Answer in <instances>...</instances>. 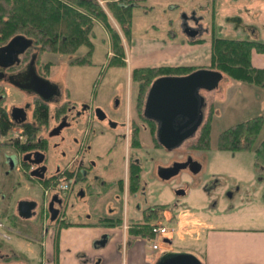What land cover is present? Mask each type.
Instances as JSON below:
<instances>
[{
	"label": "rangeland",
	"instance_id": "1",
	"mask_svg": "<svg viewBox=\"0 0 264 264\" xmlns=\"http://www.w3.org/2000/svg\"><path fill=\"white\" fill-rule=\"evenodd\" d=\"M98 1L110 14L113 26L122 34L118 23L108 11L105 0ZM202 1L195 0L194 6L199 7ZM257 2L260 1H256L253 7H248L249 2L247 0H217V32L219 36L223 38H246L264 43V5L261 7ZM142 3L144 1L140 2L139 5L141 6ZM145 10L148 13L152 12L150 8H145ZM141 11L142 8L135 11L137 35L143 34L149 26L153 30V25H158L156 13H150L147 16L143 15ZM179 11L180 6L177 9L167 8L170 18L177 19L172 31L167 29L170 34L177 35L181 32L177 18ZM179 18L181 19V14ZM179 36H181L180 33ZM92 40L94 66L64 68L75 55L49 53L43 58L45 61L48 60L58 65L53 68V74L58 73L60 75L58 80L70 89L78 101L91 95L93 82L100 75L103 67L107 66L109 56L112 55L109 33L101 24L94 27ZM123 41L127 54L130 44L127 46L124 36ZM87 50L83 47L77 51V54H84ZM254 63L257 67L264 68V53L254 51ZM117 75L130 81L131 73L128 68L110 69L106 81L111 79L109 77ZM224 76L225 79L220 83L219 89L204 93L209 102L205 123L209 118L213 120L210 149L202 150L196 146L200 136V132H198L196 137L185 142L179 150L172 154L174 159L180 160L187 155L192 156L195 161L202 165V171L199 174H193L186 170L169 182H165L159 178L157 170L159 165L171 160V154L160 148H148L149 155L144 158L143 182L147 187L148 195V205L145 208L151 207L166 211V217L162 218L159 224L168 229L167 235L160 236L158 239L149 236L142 238L149 249H153V245L157 243L159 250L156 252L192 253L189 251L193 250L189 249H197L199 244H202L201 241L211 226L223 227V229L251 227L264 231V171H260L256 165L255 151L221 150L218 146V138L227 128L243 121L264 116V89L243 83L226 74ZM3 86L5 87V94H7L5 104L9 109L25 103L26 97L23 93L5 82ZM126 88L127 92H138V88L131 83H128ZM13 137V134L3 136L0 132V143L5 144ZM263 139L264 126L259 140ZM102 140L103 138L100 137L96 141V147L100 151L105 149L109 143L108 141L103 143ZM1 162V165H4L1 172L4 174L7 163L4 159ZM3 174H0V242L9 244V247H12L16 254L18 253L21 260L30 264H40L41 251L34 239L37 238L38 241L42 239L40 234L42 229L35 228L29 222H24L25 227L22 225L16 227L13 222H9V224L1 217L9 209L6 204L10 192V186L6 181H3ZM120 178H125V175ZM25 188L23 187L24 190ZM182 189L186 191L185 195L178 194V191ZM18 190L13 197V205L22 196L21 190L19 192ZM41 192L39 194L43 196L44 191ZM26 193H30L29 187H27ZM117 197L114 198L111 193H105L98 197L93 193L83 202V206L78 203L76 210H73L71 205L76 203L73 194L68 203L69 209L66 220L71 223L86 220L96 221L100 218L109 217L123 220L125 215L130 221L140 218L143 213L136 209V200L132 196L126 197L125 192L122 196L118 195ZM119 198L120 203L118 202ZM185 228L188 229L184 230Z\"/></svg>",
	"mask_w": 264,
	"mask_h": 264
},
{
	"label": "flooded vegetation",
	"instance_id": "2",
	"mask_svg": "<svg viewBox=\"0 0 264 264\" xmlns=\"http://www.w3.org/2000/svg\"><path fill=\"white\" fill-rule=\"evenodd\" d=\"M188 21L198 33L203 29L197 14L191 16ZM33 59L35 61L32 65ZM57 66L53 62L49 64V61H40L38 51L33 46L21 56L20 64L7 69L0 68V87H4L5 82L26 97L22 105H15L11 109L6 106L7 119L11 125L8 135L13 134L14 137L5 144L0 143V159L7 163L3 174L1 168L4 165H1L0 160V174L4 175L3 181L8 183L11 192L6 204L10 210L1 217L8 223L13 222L16 227H25L24 222H29L35 228L42 229V239H34L41 251L40 264H44L46 238L51 235L56 237L63 222L71 223L66 217L68 203L73 194L76 203L71 207L76 210V205H82L93 193L98 197L111 193L116 198L126 192V195L136 200V209L143 213L139 219H133L132 222L137 223L144 221L149 213L158 210L145 208L148 205V195L143 182L144 158L149 155L148 148L166 150L158 141V123L148 118L145 112L154 81L141 95L139 91L144 81H137L132 77L128 81L117 75L109 77L111 79L107 82L110 69H124L107 64L93 82L91 95L78 101L70 89L58 80L60 75L53 74V68ZM77 66L79 65L68 63L64 68ZM32 67L39 77L56 85L57 93H48L45 99L34 92L22 91L14 85V82L29 78ZM128 83L138 88V92H127ZM6 95L1 99L6 101ZM208 107L207 101L206 109ZM15 108H22L24 111H13ZM100 137L103 138V143L109 142L101 151L96 147V141ZM177 150H166L172 158L158 166V176L162 181L169 182L176 176L164 180L159 175L161 167L169 168L176 163H186L192 157L187 155L182 160L174 159L172 154ZM136 168L139 169L140 185L134 191L132 176ZM186 170L190 171L184 169L179 174ZM122 175H125V178H120ZM23 187H26L25 190ZM27 187L30 188L31 194L26 193ZM17 190H21L22 196L13 205ZM42 190L43 196L39 194ZM23 202L29 204H22L20 207ZM27 214H31L30 218H25ZM96 221L112 227H120L124 223V219L116 217L100 218ZM11 248L9 244L0 242V264H30L21 260L18 253Z\"/></svg>",
	"mask_w": 264,
	"mask_h": 264
},
{
	"label": "trees",
	"instance_id": "3",
	"mask_svg": "<svg viewBox=\"0 0 264 264\" xmlns=\"http://www.w3.org/2000/svg\"><path fill=\"white\" fill-rule=\"evenodd\" d=\"M143 1L145 0L104 1L122 31L120 34L113 26L110 14L98 0H0V47L6 45L15 36L24 35L33 40L40 61H44V56L49 53L75 55L68 63L92 66L94 65L92 36L94 27L101 24L109 33L111 40L112 55L109 56L108 66L127 68L123 36L128 46L133 35V12L135 8L141 7L139 3ZM83 47L88 49L87 52L77 54V51ZM254 51L264 53V43L216 36L212 41L211 68L243 83L264 89V68L254 66ZM194 70L191 67L137 68L131 71V77L137 81H144L139 91L143 95L148 86L159 77L183 76ZM4 95L5 89L0 87V132L3 136H7L11 125L7 119L5 100L1 99ZM211 115L212 113L210 117ZM263 126L264 116L234 124L220 134L218 146L221 150L255 151L256 165L263 172L264 139L259 140ZM212 127L213 120L209 118L200 131L196 144L199 149H210ZM138 172L139 169H134L132 176L134 191L140 185ZM163 211L158 209L149 213L144 221L134 225L135 232L151 237L153 226L163 218ZM61 225L63 227L69 224L63 222Z\"/></svg>",
	"mask_w": 264,
	"mask_h": 264
},
{
	"label": "crops",
	"instance_id": "4",
	"mask_svg": "<svg viewBox=\"0 0 264 264\" xmlns=\"http://www.w3.org/2000/svg\"><path fill=\"white\" fill-rule=\"evenodd\" d=\"M247 1L248 7H253L256 1H260L257 3L261 7L264 5V0ZM194 2L195 0H145L138 8H142L143 15L156 13L158 25H153V30L149 26L140 35H137L135 26V11L138 8L134 9L132 41L127 51L129 72L143 67H211L212 41L214 37H220L217 32L218 3L217 0H203L196 7ZM179 6L177 18L181 36L179 33L170 35L168 30L172 31L177 19L170 18L167 8L177 9ZM145 8H150L152 12L148 13ZM193 11L203 29L195 37H188L181 29L179 15L191 14ZM190 26L194 27L192 23ZM198 40L203 42L198 43ZM253 64L256 66L254 52ZM165 212L163 218L166 217ZM132 221L125 215L120 227L106 226L92 220L67 223L68 226L58 229L56 237L46 238L44 264H157L165 253L149 249L142 239L145 236L135 232L134 225L138 224L137 221ZM201 242L197 249L188 251L204 264H264L263 230L211 226Z\"/></svg>",
	"mask_w": 264,
	"mask_h": 264
},
{
	"label": "water",
	"instance_id": "5",
	"mask_svg": "<svg viewBox=\"0 0 264 264\" xmlns=\"http://www.w3.org/2000/svg\"><path fill=\"white\" fill-rule=\"evenodd\" d=\"M195 14L196 12H193L191 16ZM191 16L186 13L182 14L181 28L188 37H195L198 31L189 24L188 20ZM33 46L32 39L24 35L15 36L6 45L0 47V68L7 69L20 64L21 56ZM34 61L35 59L32 60V65ZM223 79L222 72L201 68L187 75L162 76L154 80L149 91L145 112L148 118L158 123L157 137L161 146L166 150H177L185 142L196 137L206 119L207 101L203 93L217 90ZM14 85L22 91L34 92L45 99H47L48 93H57L56 85L39 77L34 71V67L31 69L29 78L14 82ZM13 111L24 110L15 108ZM202 168L198 161L190 157L186 163H176L169 168L161 167L159 175L164 180H169L184 169H189L193 174H199ZM185 193L186 191L183 189L178 191L179 195H185ZM27 203H21L20 207ZM30 215H25V218H30ZM157 264L204 263L191 253L166 252Z\"/></svg>",
	"mask_w": 264,
	"mask_h": 264
},
{
	"label": "built area",
	"instance_id": "6",
	"mask_svg": "<svg viewBox=\"0 0 264 264\" xmlns=\"http://www.w3.org/2000/svg\"><path fill=\"white\" fill-rule=\"evenodd\" d=\"M168 233V229L163 226H155L152 228V236L158 239L160 236H165ZM159 246L157 243L153 245V250H158Z\"/></svg>",
	"mask_w": 264,
	"mask_h": 264
}]
</instances>
